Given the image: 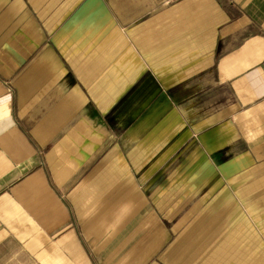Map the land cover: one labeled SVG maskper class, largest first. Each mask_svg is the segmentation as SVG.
I'll return each instance as SVG.
<instances>
[{"label": "crops", "instance_id": "0c3cea01", "mask_svg": "<svg viewBox=\"0 0 264 264\" xmlns=\"http://www.w3.org/2000/svg\"><path fill=\"white\" fill-rule=\"evenodd\" d=\"M0 264H264V0H0Z\"/></svg>", "mask_w": 264, "mask_h": 264}]
</instances>
